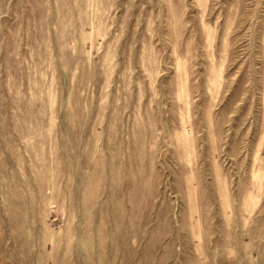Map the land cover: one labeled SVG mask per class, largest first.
Segmentation results:
<instances>
[{
    "label": "rangeland",
    "instance_id": "obj_1",
    "mask_svg": "<svg viewBox=\"0 0 264 264\" xmlns=\"http://www.w3.org/2000/svg\"><path fill=\"white\" fill-rule=\"evenodd\" d=\"M0 264H264V0H0Z\"/></svg>",
    "mask_w": 264,
    "mask_h": 264
}]
</instances>
